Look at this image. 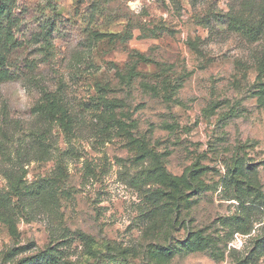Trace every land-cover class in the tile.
Instances as JSON below:
<instances>
[{"label": "rangeland", "instance_id": "1", "mask_svg": "<svg viewBox=\"0 0 264 264\" xmlns=\"http://www.w3.org/2000/svg\"><path fill=\"white\" fill-rule=\"evenodd\" d=\"M0 6V264H264V0Z\"/></svg>", "mask_w": 264, "mask_h": 264}, {"label": "trees", "instance_id": "2", "mask_svg": "<svg viewBox=\"0 0 264 264\" xmlns=\"http://www.w3.org/2000/svg\"><path fill=\"white\" fill-rule=\"evenodd\" d=\"M4 12V8L2 7V6H0V20L2 19V17H3V13ZM244 23L241 21V20H237V19H232V25H234V26H236V27H241L242 25H243ZM246 26V29L245 28H243V26H242V29H244V30H248L249 32H254V33H257L258 34V32H259V29H257V28H254V27H252V26H247L246 24L244 25V27ZM4 64L2 63V61H1V59H0V83L1 82H4V81H6V80H8V79H10L11 78V76H10V74H9V71L7 70V69H5V68H3L4 66H3ZM50 117H52V120L53 119H55V114H50ZM188 244V246L189 247H192L191 245H192V243H189V242H187Z\"/></svg>", "mask_w": 264, "mask_h": 264}]
</instances>
